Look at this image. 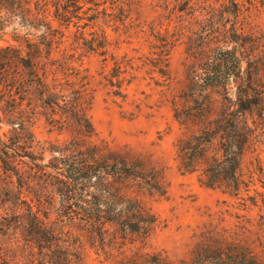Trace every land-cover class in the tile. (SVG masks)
Listing matches in <instances>:
<instances>
[{
  "label": "trees",
  "instance_id": "trees-1",
  "mask_svg": "<svg viewBox=\"0 0 264 264\" xmlns=\"http://www.w3.org/2000/svg\"><path fill=\"white\" fill-rule=\"evenodd\" d=\"M41 2L37 27L43 32L38 41L23 39V45L0 48V177L6 178L0 206H10L0 228L9 234L12 245L24 243L37 264H74L77 258L70 254V247L75 250L76 243L79 248L87 243L107 255L114 252L118 240L137 237L144 242L157 219L143 196L162 195L165 190L160 173L96 140L86 76L76 65L75 54L59 50L65 34L52 27L47 4ZM71 2L73 11L57 8L58 21L70 23L77 17L74 10L79 0ZM230 5L234 12L229 29L221 26L214 32L193 33L196 46L189 49L208 50V57L195 82L199 88L187 97L196 110L183 118L176 116L188 134L177 142V157L179 169L196 175L202 186L238 197L248 188L242 168L255 137L246 114L255 106L264 107V99L252 97L248 88L232 97L228 86L243 74V63L258 64L264 51L257 31L240 24L238 4L232 0ZM107 44L103 36L88 47L93 52L103 49L99 55L104 56ZM168 45L161 46L156 59L160 73L169 65ZM111 60L115 74L103 77L105 87L113 96L124 97L120 76L125 70L114 56ZM217 90L224 96L217 97ZM40 116L50 131L66 139H37L34 126ZM254 160L259 162L258 157ZM254 173L255 169L250 170L248 179ZM53 206L69 207L68 224L50 222L44 213L53 211ZM65 235L70 242L63 240ZM213 239L199 248L201 264H264L250 246L225 236ZM121 245V258L115 264H174L160 253L150 256L141 248L129 256ZM4 261L0 249V264Z\"/></svg>",
  "mask_w": 264,
  "mask_h": 264
},
{
  "label": "rangeland",
  "instance_id": "rangeland-1",
  "mask_svg": "<svg viewBox=\"0 0 264 264\" xmlns=\"http://www.w3.org/2000/svg\"><path fill=\"white\" fill-rule=\"evenodd\" d=\"M42 1L47 4L52 27L65 34L59 50L75 54L76 65L86 76L85 88L91 98L89 117L96 140L160 173L165 190L162 195L153 192L143 196L146 207L157 219L156 228L144 242L137 237L118 240L114 252L107 255L87 243L80 248L76 243L75 250L70 247V254L77 258L74 264H115L121 258V244L129 256L141 248L150 256L160 253L174 264H201L199 248L219 236L250 246L264 261V107L255 106L246 114L249 126L255 128V137L242 168V179L248 188L242 189L238 197L222 189L206 188L196 175L178 167L177 142L188 134L176 116L183 118L189 110H196V105L187 103V97L199 88L195 82L208 57V50L194 53L189 49L196 46L193 33L214 32L223 26L229 29L234 12L232 0H79L74 10L77 17L70 23L58 21L56 16L57 8L73 11L71 0ZM234 1L238 4L240 24L257 31L264 51V0ZM42 10L41 0H0V48L23 45V39L37 42L43 32L42 27H37ZM103 36L108 44L106 54L101 56L103 49L93 52L88 46L92 41L101 42ZM166 43L169 65L160 73L156 59ZM111 56L125 70L120 76L124 79V97L113 96L111 89L105 87L103 77L115 74ZM261 61L264 59L258 64L243 63V74L228 86L232 97L248 88L252 97L264 99ZM254 65L258 67L253 69ZM217 92L219 98L225 94ZM34 133L40 141L66 139L56 130L50 131L42 116L35 123ZM5 182L2 175L0 193ZM9 207L0 206V226L5 223ZM67 208L53 206V211L44 214L50 222L68 224ZM112 233L110 229V236ZM63 240L70 242L67 235ZM0 249L3 264H37L24 243L11 244L3 227Z\"/></svg>",
  "mask_w": 264,
  "mask_h": 264
}]
</instances>
